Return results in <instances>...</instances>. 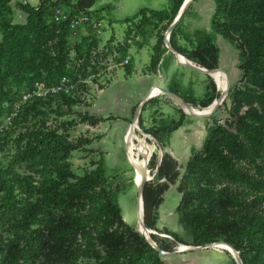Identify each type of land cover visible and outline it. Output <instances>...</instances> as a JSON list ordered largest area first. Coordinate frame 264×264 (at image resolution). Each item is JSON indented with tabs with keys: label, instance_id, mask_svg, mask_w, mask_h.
Returning a JSON list of instances; mask_svg holds the SVG:
<instances>
[{
	"label": "trees",
	"instance_id": "trees-1",
	"mask_svg": "<svg viewBox=\"0 0 264 264\" xmlns=\"http://www.w3.org/2000/svg\"><path fill=\"white\" fill-rule=\"evenodd\" d=\"M97 1L40 0L36 6L17 1L14 7L26 14V21L14 23L12 0H0V119L37 83L53 87L65 76L77 80L79 69L67 66L72 37L69 21H56L53 14L65 8L70 18L93 19L90 14ZM183 1L170 0L161 10L143 8L127 18L134 24L127 36L135 34L128 40L137 42L136 36H144L148 26L167 30ZM214 1L210 32L199 30L187 36L182 27L187 11L171 32L170 42L181 55L207 69L219 66L217 36L236 43L241 78L231 85L219 108H228L234 121L226 127L214 120L202 150L183 173L165 148L187 114L181 108L178 118L161 114L145 129L163 150V158L159 165V153L154 152L149 161L151 172H158L144 190V223L158 230L164 195L178 183L182 198L176 213L189 241L165 228L167 237L152 235L162 250L173 251L178 243L224 242L240 252L243 264H264V0ZM97 22L98 17L84 24L91 40L87 53L99 44ZM128 49L126 41L120 50L126 54ZM167 51L159 35L151 54V71L157 70ZM210 84L212 93L200 103L172 91L206 108L216 93L212 78ZM76 102L74 93L34 97L0 134V154L4 152L7 160L0 164V264H165L145 237L125 222L117 195L126 188L116 184L104 157L80 174L73 171L71 154L91 141L76 143L47 129L50 115L58 120ZM156 102L151 98L144 107ZM83 120L96 124L99 119L85 115ZM139 123L142 127V116ZM250 167L259 176L252 177Z\"/></svg>",
	"mask_w": 264,
	"mask_h": 264
},
{
	"label": "rangeland",
	"instance_id": "rangeland-1",
	"mask_svg": "<svg viewBox=\"0 0 264 264\" xmlns=\"http://www.w3.org/2000/svg\"><path fill=\"white\" fill-rule=\"evenodd\" d=\"M17 1L22 0H12L11 2L14 9L12 20L14 23H23L26 21V14L14 7ZM29 1L31 0H27V2ZM169 1L98 0L90 15L94 20L97 17L99 19V22L95 24L98 25L96 34L99 44L94 46L88 53L86 52L91 40L88 39L90 33L85 25L80 28L77 36L69 38L70 48L67 54V66L70 69L75 67L79 71L76 76L77 80L67 77L73 86L68 94L74 93L77 102L66 116L56 120L52 114L46 120L48 130H56L58 134L68 137L71 141L76 143L81 139L91 141L90 144L82 146V148L71 154L70 163L76 174L91 168L93 161L97 162L100 156L104 157L105 167L116 178L114 180L116 184L121 188H126L125 191L118 193L117 199L125 222L135 230L138 227L137 186L135 180L140 175L138 171V176L136 177V171L130 162L142 161L148 156L150 158L151 152L145 149L138 140H135L133 149L130 144L131 123L139 105V102H131L135 98V94L132 91L133 87L138 85L139 79H142L140 77L144 75V69L142 70L140 63L146 62L151 57L159 35H163L165 43V35L168 29L159 30L148 26L145 29L144 36H136L137 42L133 40L131 42L128 38L135 36V34L131 33V36L128 37L127 33L129 29H134V24L127 22L126 19L133 17L143 8L152 10L164 9L169 5ZM39 2L40 0L37 4L32 5L36 6ZM215 7L214 0L194 1L187 10L188 12L182 24L186 35L193 36L199 30L210 32L211 17ZM64 11L69 13L65 8ZM218 37L221 38L222 36L219 35ZM126 41L129 43V49L124 54L120 47L125 46ZM180 44L185 45L186 42L181 39ZM231 44L237 47L236 43ZM169 53L172 52L167 51L164 54L165 64L175 57L173 53L172 55ZM127 58L129 62L124 63ZM94 68L97 69V72L93 71ZM178 68V72L175 71V77L170 78L169 83V85H173L178 82V88L175 90L186 98L198 100V103L204 100L208 93H212L210 92L213 91L211 89L210 76L198 72H189L183 66ZM146 70L152 74L157 73V70L155 72L151 71L150 64ZM181 74L189 75L190 79L197 82L199 86L202 84L201 79L207 80L210 87L209 91L202 96L200 94L196 98L191 97L188 94V90H186L187 87H191V84L190 86L186 85L187 87L183 86L181 82L183 76ZM128 77L130 78L127 79ZM125 82L131 83L132 86H125ZM111 83L112 86L109 87ZM218 94L216 86L215 98L218 97ZM152 98H155L158 102L152 106L147 105L142 108L140 117L142 116L143 126L141 127L140 123H137L136 134L149 143L153 149L152 153H159L160 149L156 140L153 136L146 133L145 129H149L153 125L154 119L160 117L161 114L164 117L172 116L178 118L177 109L180 107L174 100L160 92ZM128 104L130 105L129 108H127ZM228 104L230 105V102ZM192 105L199 110H203L199 105ZM9 114L0 119V125L5 127L4 131L12 126V124H7ZM85 115L97 117L99 120L96 124L84 122L83 117ZM202 119L187 114L184 125L172 134L165 148L166 151L176 158L182 173L191 158L202 150L207 138L208 128L214 125V120H218L221 125L226 127L234 121L231 112L225 107H221L220 110L211 116L205 128L203 127L205 122ZM62 123L66 125V128L62 126ZM230 128L235 129L234 126ZM126 139L129 141V153H127ZM4 155L5 153L1 152L0 164L7 163L6 158L3 157ZM262 166L264 167V163H262ZM248 172L252 177L259 176L254 167H250ZM153 173L150 171V175ZM262 177H264V171ZM181 198L182 194L178 191V183L171 185L165 193L164 201L159 208L158 230L155 231L158 235L167 237L163 233V229L169 228L189 241L187 233L179 224L178 214L176 213V208ZM163 260L165 264H236L234 258L232 259L221 247L169 254L163 257Z\"/></svg>",
	"mask_w": 264,
	"mask_h": 264
},
{
	"label": "water",
	"instance_id": "water-1",
	"mask_svg": "<svg viewBox=\"0 0 264 264\" xmlns=\"http://www.w3.org/2000/svg\"><path fill=\"white\" fill-rule=\"evenodd\" d=\"M195 0H184L182 6L179 9V12L177 14V16L175 17V19L173 20V22L171 23V25L169 26L168 30L166 31V35H165V45L168 49V52H172L178 62L185 66L188 67L190 69H193L195 71H199L201 73L207 74L209 75L214 83L217 86V91L219 92L218 97L214 99V101L212 102L213 104V108L210 111H203V110H199V109H195L194 106L189 103L188 101H186L183 97H181L179 94L157 86V89L160 91V93L166 95L167 97L171 98L172 100H174L179 107L184 111V113L191 115L193 117H197V118H208L211 117L214 113H216L220 106L222 105V103L224 102V100L226 99V97L228 96L229 93V89H230V81L228 78V75L226 73V71H224L223 69H221L219 66L216 69H207L205 67H201L199 66L197 63H195L194 61L189 60L188 58H186L185 56L181 55L177 50H175V48L171 45L170 42V34L171 32L175 29V27L178 25V23L181 21V19L183 18V16L185 15V13L187 12V10L190 8V6L192 5V3ZM179 56H182L185 58L186 61H180ZM216 71H222L226 74L227 76V88L224 89L223 91L220 92L219 90V86L217 84V81L214 79V77L212 76V73L216 72ZM155 87H153L140 101L133 119H132V123L134 122H139V117L141 114V110L144 107V105L153 97L151 94L153 92ZM211 104V105H212ZM207 108V107H206ZM126 146H127V153H128V148H129V141L128 139H126ZM152 154H150V159L152 157ZM163 158V150L160 149L159 152V165L161 163V160ZM150 161V160H149ZM130 162V161H129ZM130 164L132 165V163L130 162ZM149 165V164H148ZM133 169L134 166L132 165ZM150 169L147 167L145 170L141 171V180L139 183L136 184L137 186V209H138V225H141L142 229L144 231H147L149 233V235H145L139 227H137L136 231L140 232L145 239L147 240V242L154 248L156 249L161 257H165L166 255L169 254H176V253H182V252H187V251H197V250H204V249H213V248H220L219 246H227V248H222L226 251H228L234 258L236 264H243V260L241 257V254L238 250H236L233 246L224 243V242H212V243H208V244H204V245H185V244H181L178 243V247L177 249L175 248L173 251H164L162 250L157 243L154 241V239L152 238L153 234H157L155 230L153 229H149L146 227L145 223H144V206H143V196H144V190L146 187V184L151 181L154 176L157 174L158 169H156L154 171V173L152 175H150ZM184 247V249H182Z\"/></svg>",
	"mask_w": 264,
	"mask_h": 264
},
{
	"label": "crops",
	"instance_id": "crops-1",
	"mask_svg": "<svg viewBox=\"0 0 264 264\" xmlns=\"http://www.w3.org/2000/svg\"><path fill=\"white\" fill-rule=\"evenodd\" d=\"M39 0H31L29 1L31 4H37ZM216 42L219 46L220 49V55H219V67L221 69H223L224 71H226L229 81H230V85H234L236 83L239 82L240 78H241V70L239 68V63H240V56H239V51L237 49V47H235L233 44H231L229 41H227L226 39H224L223 37H218L216 39ZM165 56L163 55L158 68H157V73H150L147 72V67L150 64V60L151 57L148 58V60L146 62H141V68L142 70L144 69L143 72V76L140 77L142 79H139V83L136 87H133V93L135 94V98L132 99L131 102H136V103H140V101L142 100V98L153 88H157V86L169 89V90H175L176 88H178V82H176V84L173 85H169L170 83V78L172 79V77L174 78V74L175 71L178 72L179 70V66H183L180 65L176 56L172 59L169 60V62L167 64H165L164 59ZM185 67V66H183ZM187 70H189V72H198L201 73L199 71H195L193 69H190L188 67ZM204 74V73H201ZM183 76L182 78V85L187 87L186 85L191 84V87H187L186 90H188V94L193 97L196 98L197 96H199L201 94L204 95L207 91H209L208 89L209 87V83H207V80H202L201 82L202 84L199 86L197 85V82H195L193 79H190V76L185 75V74H181ZM209 76V75H208ZM130 77H128L127 79H129ZM126 79V81H127ZM196 83V84H195ZM125 86L131 87L132 84L131 83H124ZM112 86V83L109 85V87ZM108 87V88H109ZM174 87V88H173ZM200 87V89H199ZM154 88V89H155ZM154 97V96H153ZM130 104V103H129ZM127 105L126 107L129 108V106L131 105ZM210 119V117L202 119L203 122H205V125H203V127L205 128L207 126V122Z\"/></svg>",
	"mask_w": 264,
	"mask_h": 264
},
{
	"label": "built area",
	"instance_id": "built-area-1",
	"mask_svg": "<svg viewBox=\"0 0 264 264\" xmlns=\"http://www.w3.org/2000/svg\"><path fill=\"white\" fill-rule=\"evenodd\" d=\"M53 16L56 21H69L71 35L73 37L78 35L79 28L82 25L93 21L90 17L85 16V15L70 18L69 14L66 13L63 8L55 9ZM95 27L98 28V25H95ZM128 62H129V59L127 58L124 61V63H128ZM72 88L73 86L70 84V81L68 80L66 76L63 77L60 80V82L56 86H53V87H47L43 83H37L32 90L22 94L21 99L19 100L17 105L14 107V110L9 114L10 116L7 117L8 119L7 124L11 125L14 117L18 115L20 108L26 103H28L34 97H48L51 95H58L60 93L68 94ZM4 128L5 127L3 125H0V134L4 131Z\"/></svg>",
	"mask_w": 264,
	"mask_h": 264
},
{
	"label": "bare ground",
	"instance_id": "bare-ground-1",
	"mask_svg": "<svg viewBox=\"0 0 264 264\" xmlns=\"http://www.w3.org/2000/svg\"><path fill=\"white\" fill-rule=\"evenodd\" d=\"M179 59L180 61H186L184 57L182 56H179ZM212 76L214 77V79L217 81V84L219 86V90L220 92L223 91L224 89L227 88V76L225 73H223L222 71H216L214 73H212ZM160 91L155 88L152 92V96H155L159 93ZM195 108V107H194ZM213 108V104L212 105H209L207 108H203V111H210L211 109ZM197 109V108H195ZM138 128V124L137 122H134L131 126V132H130V137H131V141H130V144H131V147L133 149V146L135 144V140H138L139 143L145 148L147 149L148 151H150L152 153V147L149 145V143H147V141L142 138V137H139L137 134H136V130ZM155 147V146H154ZM130 152V149H128V153ZM131 157V156H129ZM149 157V156H148ZM148 157H145V159H143L142 161H133L132 165L134 166L135 168V171H136V177L138 176V171H139V177L137 180H135V183H139L140 180H141V174L140 172L145 170L147 167H148V164H149V160L150 158ZM138 169V170H137ZM135 177V179H136ZM138 227L140 228V230L145 234V235H149V233L147 231H144L141 227V225H138ZM221 248H227V246H219ZM184 249V247L182 248Z\"/></svg>",
	"mask_w": 264,
	"mask_h": 264
}]
</instances>
